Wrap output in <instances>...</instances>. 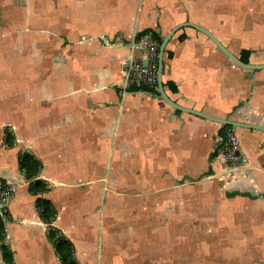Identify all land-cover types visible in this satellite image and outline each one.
I'll return each mask as SVG.
<instances>
[{
  "label": "crops",
  "instance_id": "0c3cea01",
  "mask_svg": "<svg viewBox=\"0 0 264 264\" xmlns=\"http://www.w3.org/2000/svg\"><path fill=\"white\" fill-rule=\"evenodd\" d=\"M184 22L264 63V0H0V176L16 186L0 217L13 264H62L50 225L77 264H182L183 228L223 264H264V132L234 127L239 161L225 165L227 126L127 89L139 86L124 71L137 33ZM163 62L175 103L264 125V68L235 64L189 26ZM23 153L40 161L45 192L29 191ZM39 197L56 210L50 225Z\"/></svg>",
  "mask_w": 264,
  "mask_h": 264
},
{
  "label": "trees",
  "instance_id": "16d2710c",
  "mask_svg": "<svg viewBox=\"0 0 264 264\" xmlns=\"http://www.w3.org/2000/svg\"><path fill=\"white\" fill-rule=\"evenodd\" d=\"M144 35H150L157 43L160 45L162 41V36L152 29H144L141 32L137 33L136 38H140ZM248 51L241 52L240 60L248 63ZM167 56H171V53H167ZM172 90H175L173 86L170 85ZM128 90H143L150 93L158 94V90L149 89L145 86H135L132 85L127 88ZM6 140H9V134H6ZM18 166L21 170H24L26 173V177L30 179L29 183V191L33 194H41L48 189L46 183L41 180L35 179L39 169L41 168V163L34 156L23 153L18 157ZM36 206L39 209L41 218L48 223L49 225L52 223L53 218L56 215L55 208L51 205V202L44 198L36 199ZM48 238L51 241L54 250L60 257L62 264H77L74 258V247L70 240H68L62 233L55 227L51 226L48 228ZM5 227L4 221L0 217V253L1 259L5 264H13V256L9 249V247L5 243Z\"/></svg>",
  "mask_w": 264,
  "mask_h": 264
},
{
  "label": "built area",
  "instance_id": "2783aa9c",
  "mask_svg": "<svg viewBox=\"0 0 264 264\" xmlns=\"http://www.w3.org/2000/svg\"><path fill=\"white\" fill-rule=\"evenodd\" d=\"M133 47L138 52V57L129 59L124 64L128 83L156 89L158 43L150 35H144L135 40ZM238 152V139L234 127L227 126L219 149L220 162L234 165L239 161ZM15 191V184L10 179L0 176V216L7 212Z\"/></svg>",
  "mask_w": 264,
  "mask_h": 264
},
{
  "label": "water",
  "instance_id": "95a60500",
  "mask_svg": "<svg viewBox=\"0 0 264 264\" xmlns=\"http://www.w3.org/2000/svg\"><path fill=\"white\" fill-rule=\"evenodd\" d=\"M184 26H189V27H193L195 29H197L198 31L204 33L215 45L216 47L222 51L226 56H228L235 64L246 68V69H251V70H255V69H263L264 68V63L262 64H252V63H245L243 61L240 60V58H238L236 55H234L233 53H231L211 32H209L208 30L197 26L191 22H184V23H180L176 26H174L164 37H162V41L158 47V55H157V86H158V92L161 96V98L172 108L183 111V112H188V113H192L195 114L197 116H200L202 118L208 119L210 121L219 123L221 125L224 126H232V127H243V128H249V129H255V130H259L264 132V125H260V124H253V123H245V122H240V121H234V120H230L227 118H218V117H214L208 114H205L201 111H197L191 108H187V107H183L177 103H175L174 101H172L171 99H169L167 97V95L165 94L164 90H163V82H162V71H163V56H164V52H165V47L167 42L169 41V39L172 37V35L181 27Z\"/></svg>",
  "mask_w": 264,
  "mask_h": 264
},
{
  "label": "rangeland",
  "instance_id": "374dc122",
  "mask_svg": "<svg viewBox=\"0 0 264 264\" xmlns=\"http://www.w3.org/2000/svg\"><path fill=\"white\" fill-rule=\"evenodd\" d=\"M173 222V221H171ZM182 232V246L181 250L178 251L177 257L181 258L182 264H208L211 262V264H223L221 262L222 255L216 256L214 255V259L209 256V254L206 252V245L205 243L199 239V245L198 246H191L190 241L192 238V232L189 228H183L181 230ZM174 232V230L171 231V234ZM199 235L202 236V232L199 231ZM164 264V263H161ZM170 264V263H166Z\"/></svg>",
  "mask_w": 264,
  "mask_h": 264
}]
</instances>
